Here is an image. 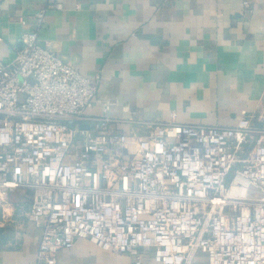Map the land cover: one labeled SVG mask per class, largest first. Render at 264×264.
Listing matches in <instances>:
<instances>
[{"label": "built area", "instance_id": "built-area-1", "mask_svg": "<svg viewBox=\"0 0 264 264\" xmlns=\"http://www.w3.org/2000/svg\"><path fill=\"white\" fill-rule=\"evenodd\" d=\"M22 40L0 61V194L29 190L42 227L36 264H57L80 238L135 264L148 250L159 264H194L199 252L206 264H264V127L111 131V117L91 111L101 75L42 45L38 28Z\"/></svg>", "mask_w": 264, "mask_h": 264}, {"label": "crops", "instance_id": "crops-1", "mask_svg": "<svg viewBox=\"0 0 264 264\" xmlns=\"http://www.w3.org/2000/svg\"><path fill=\"white\" fill-rule=\"evenodd\" d=\"M26 27L81 73L101 75L91 111L110 116L111 131L140 135L170 121L264 127V0H0V61L16 58ZM30 208L27 189L0 194V264L37 263L42 227ZM151 252L142 264H159ZM206 263L199 252L194 264ZM57 264L135 259L80 238Z\"/></svg>", "mask_w": 264, "mask_h": 264}, {"label": "water", "instance_id": "water-1", "mask_svg": "<svg viewBox=\"0 0 264 264\" xmlns=\"http://www.w3.org/2000/svg\"><path fill=\"white\" fill-rule=\"evenodd\" d=\"M33 77H31V79H32ZM69 125L71 126V127H74V125H75V122H73V121H71V122H69ZM83 128H88L89 127V125H86V124H82L81 125Z\"/></svg>", "mask_w": 264, "mask_h": 264}]
</instances>
